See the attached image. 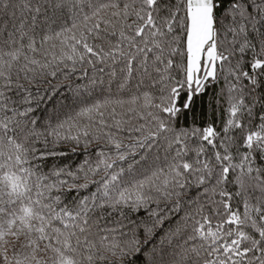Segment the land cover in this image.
I'll return each mask as SVG.
<instances>
[{
  "label": "snow or ice",
  "instance_id": "snow-or-ice-1",
  "mask_svg": "<svg viewBox=\"0 0 264 264\" xmlns=\"http://www.w3.org/2000/svg\"><path fill=\"white\" fill-rule=\"evenodd\" d=\"M0 264H264V0H0Z\"/></svg>",
  "mask_w": 264,
  "mask_h": 264
},
{
  "label": "trees",
  "instance_id": "trees-1",
  "mask_svg": "<svg viewBox=\"0 0 264 264\" xmlns=\"http://www.w3.org/2000/svg\"><path fill=\"white\" fill-rule=\"evenodd\" d=\"M79 158L76 155L70 154V158L66 161L68 164L75 163Z\"/></svg>",
  "mask_w": 264,
  "mask_h": 264
}]
</instances>
